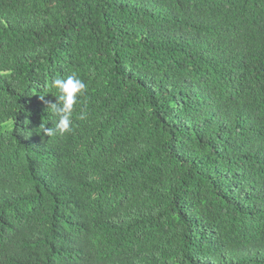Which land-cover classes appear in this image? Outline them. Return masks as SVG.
Wrapping results in <instances>:
<instances>
[{
	"label": "trees",
	"instance_id": "1",
	"mask_svg": "<svg viewBox=\"0 0 264 264\" xmlns=\"http://www.w3.org/2000/svg\"><path fill=\"white\" fill-rule=\"evenodd\" d=\"M0 73V264H264V0H0Z\"/></svg>",
	"mask_w": 264,
	"mask_h": 264
},
{
	"label": "clouds",
	"instance_id": "2",
	"mask_svg": "<svg viewBox=\"0 0 264 264\" xmlns=\"http://www.w3.org/2000/svg\"><path fill=\"white\" fill-rule=\"evenodd\" d=\"M254 61V58H253ZM257 67V65H255ZM8 73H0L7 75ZM52 87L58 90L59 95L56 96V102H49L48 111L56 117L55 127H43V132L48 137L55 135L57 132L63 134L72 130L73 109L77 105L79 98L84 94L87 85L75 73L67 77H56L52 80ZM43 98V97H42ZM85 114L82 112L80 119Z\"/></svg>",
	"mask_w": 264,
	"mask_h": 264
}]
</instances>
